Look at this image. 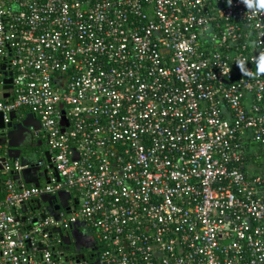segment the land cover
<instances>
[{"label":"built area","instance_id":"obj_1","mask_svg":"<svg viewBox=\"0 0 264 264\" xmlns=\"http://www.w3.org/2000/svg\"><path fill=\"white\" fill-rule=\"evenodd\" d=\"M261 52L240 0H0V112L33 114L58 175L0 161V264H264ZM57 191V219H15Z\"/></svg>","mask_w":264,"mask_h":264},{"label":"water","instance_id":"obj_2","mask_svg":"<svg viewBox=\"0 0 264 264\" xmlns=\"http://www.w3.org/2000/svg\"><path fill=\"white\" fill-rule=\"evenodd\" d=\"M6 82H8V80L4 81L2 88L9 87ZM3 96H6V93H3ZM6 119L7 120L4 119L3 113L0 112V154L2 155L0 161L14 160L18 162L20 166L19 170L15 172L9 171L8 175L16 182V184H19V186L28 184L37 185L38 177H40L42 173L45 174L47 170L42 169L40 171L36 164L37 160L34 157V153L23 154L21 148L29 147L31 145L32 132L39 127V123L30 112L16 115L14 112L10 111L6 115ZM48 155L47 151H43V156L46 161H49L47 158ZM50 168L51 173L57 179V173L53 167ZM69 198L70 195L68 192L57 191L54 195H40L37 199H29L25 202H21L20 214L16 216L15 219L23 222L26 221L29 216L27 210H30L28 203H34V207H37L41 201L46 203L45 209L47 212L52 215L53 218L57 219L59 207H64L66 211L69 209V206L67 205V200ZM53 201H56L57 203L52 204ZM61 201H63L62 205L59 204ZM72 204H76L75 199H72ZM34 219L35 218H32L31 221H34ZM80 225L84 227L83 223H80ZM51 231L57 232L60 242L64 244V249L68 250L69 236L62 235L57 227H53ZM76 232H78L76 228L71 230V234H75ZM89 243L93 246V241ZM77 248L79 249V247ZM74 257L77 260L83 258V254H77ZM94 262H96V259H94L93 262H90V264H94Z\"/></svg>","mask_w":264,"mask_h":264},{"label":"flooded vegetation","instance_id":"obj_3","mask_svg":"<svg viewBox=\"0 0 264 264\" xmlns=\"http://www.w3.org/2000/svg\"><path fill=\"white\" fill-rule=\"evenodd\" d=\"M43 151H47V146L45 144V138L42 135L41 130L38 127L33 132L31 145L29 147H22L21 152L23 154L33 152L36 160H38V159L43 160L42 169L47 170V171H51L50 167H53L51 155L48 153L49 155L47 156V158L49 159V161H46V159L43 156ZM30 200H33V198H31ZM62 203H63V201H61V203L59 202L60 205H62ZM67 204H71V201H69V202L67 201ZM28 206H29L30 210H27V213L28 212L30 213L34 208V203H31V204L28 203ZM74 243L75 242L73 241V239L69 240L68 250L64 249V253H65V255H67V257L71 258L77 254H83L84 257H90L91 256V252H89L88 250H86L85 248H83L81 246L80 238H79V240H77V244H74ZM78 246H80L79 249L77 248ZM83 249H85V250H83Z\"/></svg>","mask_w":264,"mask_h":264},{"label":"clouds","instance_id":"obj_4","mask_svg":"<svg viewBox=\"0 0 264 264\" xmlns=\"http://www.w3.org/2000/svg\"><path fill=\"white\" fill-rule=\"evenodd\" d=\"M240 2L252 13V15L264 13V0H240ZM228 3L231 4V0H228ZM238 67L241 68L242 72L245 71L243 61L238 63ZM257 71L259 73H264V52L260 53L257 60Z\"/></svg>","mask_w":264,"mask_h":264},{"label":"rangeland","instance_id":"obj_5","mask_svg":"<svg viewBox=\"0 0 264 264\" xmlns=\"http://www.w3.org/2000/svg\"><path fill=\"white\" fill-rule=\"evenodd\" d=\"M1 153V151H0ZM43 179H41L42 181ZM70 237L74 240V244H77V240H81V246L85 249H87L88 247H91L92 245H90L89 242H92V239L88 236V234L84 231V230H79L78 232H76L75 234H71V231L69 232ZM73 244V245H74ZM77 246V245H76ZM80 248V246H78ZM83 249V250H85Z\"/></svg>","mask_w":264,"mask_h":264},{"label":"trees","instance_id":"obj_6","mask_svg":"<svg viewBox=\"0 0 264 264\" xmlns=\"http://www.w3.org/2000/svg\"><path fill=\"white\" fill-rule=\"evenodd\" d=\"M22 112L19 113V115H21ZM5 177V174H0V198L2 197V181H3V178Z\"/></svg>","mask_w":264,"mask_h":264},{"label":"crops","instance_id":"obj_7","mask_svg":"<svg viewBox=\"0 0 264 264\" xmlns=\"http://www.w3.org/2000/svg\"><path fill=\"white\" fill-rule=\"evenodd\" d=\"M19 112H22V114H23V113H26L27 111H26L25 109H21ZM33 132H34V131H33ZM33 132H32V133H33ZM41 179L44 180V178L42 177V175H41L40 177H38V183L41 182ZM43 180H42V182H43ZM15 183H16V182H15ZM40 203H44V204L46 205L45 202H42V201H41Z\"/></svg>","mask_w":264,"mask_h":264}]
</instances>
